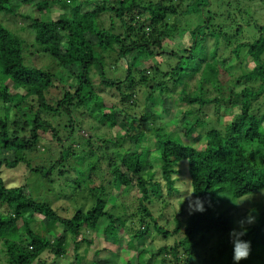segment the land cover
<instances>
[{
  "label": "trees",
  "instance_id": "trees-1",
  "mask_svg": "<svg viewBox=\"0 0 264 264\" xmlns=\"http://www.w3.org/2000/svg\"><path fill=\"white\" fill-rule=\"evenodd\" d=\"M15 2L38 14L25 17L35 43L16 36L0 20V152H7L0 160V254L5 259L0 264H35L45 252L63 257L71 253L70 243L78 255V237L97 231L118 245L127 234L125 251L136 250V264H193L210 235L228 234L233 227L229 214L211 212L213 198L264 190V18L252 10L264 7V0H0V15L15 14ZM56 8L63 12L47 17ZM248 26L258 31L256 36ZM35 45L66 71V84L59 86L54 73L26 61V48ZM108 53L125 64V79L108 76ZM199 74L194 91H188L189 80ZM96 79L120 93L119 103L97 89ZM136 83L147 87L149 100L159 93L162 102L182 86L178 96L188 108L178 124L181 136L159 127L165 119L156 114H128ZM210 106L214 120L205 111ZM88 114L129 131L99 141L97 133L80 135L77 130ZM223 116L232 118L223 123ZM87 125L95 128L91 121ZM42 147L49 159L35 166L33 155ZM181 165L193 197L209 207L193 215L181 212L169 229V221L161 224L151 205L153 197L158 202L180 198ZM22 166L47 189L48 199L34 195L27 175L24 182L10 181L7 172ZM69 169L74 172L69 178L90 187L92 206L69 211L50 202L60 199L53 196L51 175L65 176ZM131 187L140 193L139 205L126 219L113 211L114 189ZM154 232L178 238L151 251ZM242 233L239 239L251 243V253L238 264H264V209ZM233 239L229 235L217 245L216 257L224 264H237Z\"/></svg>",
  "mask_w": 264,
  "mask_h": 264
},
{
  "label": "rangeland",
  "instance_id": "rangeland-1",
  "mask_svg": "<svg viewBox=\"0 0 264 264\" xmlns=\"http://www.w3.org/2000/svg\"><path fill=\"white\" fill-rule=\"evenodd\" d=\"M14 7L16 9L15 14H5L2 13L0 15V20L8 27L12 32L15 33L16 36L22 38L26 42L29 43H35L34 42V32L32 29L29 28V24L31 23L30 19L25 18L28 15H34L38 14V11L32 7V6H25L18 2L14 3ZM252 10L259 13L264 18V7L262 8H255L252 7ZM63 11L58 9L51 10L47 13L48 16H57L58 14L62 13ZM109 15H106L107 23H109ZM248 33H251L253 35H257L258 31L255 28L247 27ZM175 41L169 43V45H173ZM230 56L233 58L232 63L235 65L238 64L239 61H237L236 58H234V53L229 50ZM25 57L26 61L29 64H36L39 66H42V68L49 70L50 72L54 73L57 77L56 82L59 86H62L67 83L68 78L66 71L63 70L57 63L56 60H54L51 56L45 55L42 51L40 46L35 45V47L28 46L25 51ZM105 70L109 77L112 78H120L125 79L127 75L125 64H121L120 61H116L117 55L115 53H108L105 55ZM264 62V55L263 60ZM236 62V63H235ZM145 66V64H143ZM141 65V67H143ZM225 68V67H223ZM229 70V74L232 72V70ZM228 74H225L224 76L221 75L222 78H226ZM136 81L138 82L139 76L135 77ZM201 79V74L197 75L196 78L189 80L190 83L187 85L186 89L190 92L194 91L196 85ZM222 81V80H221ZM95 85L98 90L102 89L101 91L103 95L110 98L109 100L113 102H118L120 100V93L118 92L119 96H117V92L112 91L109 88H105L102 84L100 79L95 80ZM173 89V88H172ZM182 89V86H177L175 89L171 91V96L166 98L165 101L160 100L159 93L154 94L155 100L148 99V93L149 90L147 87L143 86L140 83H136L133 88L130 90L134 91L132 99H130L128 105H134L129 110V115H136L137 117H140L143 113H153L156 114L162 118L165 119L159 126L163 127L164 130L169 131L174 136L178 137L181 136L182 127L178 124H181L183 122V119L181 118L182 113L188 108L187 103L181 101L179 99V91ZM55 91H59L57 88ZM108 94V95H106ZM117 96V97H116ZM3 109L0 108V112H2ZM205 111H207L208 119H216V111L214 110V107H206ZM80 113V112H78ZM112 118L115 116L112 114ZM229 117V118H228ZM232 118V116H223L221 119V122L226 123L228 119ZM117 120V119H116ZM88 121H91L93 124H95V128L93 130H89L88 128ZM121 121V120H120ZM83 126L81 129L77 130V133L80 135H90L93 134L96 136V133L99 136L96 140H100L102 137H109L119 134H125L129 131L128 127L125 126H115L114 128H110L106 124L99 123L98 121L94 120L92 118V115L88 114V117L83 122ZM86 126V127H85ZM95 133V134H94ZM146 133V132H144ZM43 137L49 139L50 134L43 132ZM97 137V136H96ZM143 137V135H141ZM126 138V137H125ZM147 140V138H146ZM144 145H149L151 148H154L153 142H146L142 141ZM129 144V141H125L124 145L127 146ZM112 146V149L114 148V144H110ZM147 154V152H145ZM7 155V152L5 150H1L0 152V160L4 159ZM33 164L39 165L43 164L48 161L49 159V150L45 147H42V150L39 152H36L33 155ZM147 156L152 158L150 154L148 153ZM158 168V165L155 166L154 170ZM182 168V172L179 173L177 176L179 178V181L177 182L178 190H182V195L180 198L175 197L173 200L166 198L162 202H158L156 197H153V205H151V209L153 212L154 217L158 219V221L161 224H165L166 220H168L167 227L169 229H172L174 227L173 223V217L182 215L184 212V216H187L188 213V203L189 201H195L196 198L193 197L190 188L187 185L186 180V173L185 167L183 165L180 166ZM149 170V166L145 168V171ZM69 173L65 176H57L55 173L51 175L52 178V186L56 187V192L54 191V197L60 198L56 199L52 202L56 206L60 207H67L69 211L78 208H88L92 206L94 202V198L92 197L89 188L85 186L84 183L80 182L77 178H69L71 176H74V172L72 170H68ZM27 170H25L22 167L18 169H14L12 171L7 172L8 177L10 178V181L12 183L17 182H24V177L27 175ZM177 175V174H176ZM29 177V186L30 188L35 192L34 195L40 197L41 200L46 198H49V194L47 192V189L42 188L41 182L36 179L33 175H27ZM146 176H148L146 174ZM160 177V171L157 173V178ZM65 178H68L69 181L66 183L63 182ZM111 178V177H109ZM62 183H60V181ZM57 193V194H56ZM139 191L131 187L129 189H114V201L116 203V209L113 211L115 213L122 214L124 218L129 219V214L135 210L137 211V207L139 205ZM65 195H68L67 198H65ZM221 198L214 197L213 201L211 203V212L217 213V212H223L225 214H229L233 220V227L232 230L228 234H212L208 237L207 242L203 244L200 247V256L195 258L193 260V264H224V261L217 256V245L221 242H225L228 240V237L230 233L235 229L237 233L244 232V227L248 224L245 223L243 226L240 225V221L244 220L249 215H252L256 217L257 215L264 209V190L253 193V194H247L241 197L237 198H231V195L229 194H220ZM44 200V201H45ZM204 206L209 207L208 205H205V202L203 201ZM182 212V213H181ZM181 213V214H180ZM182 216V217H184ZM41 219V217H39ZM166 225V224H165ZM124 240L122 245H118L114 243V237L105 236L102 232H90L87 234H82L78 237L79 242V248L77 249V254H75V250L73 248V245L70 243L69 245V251H71L70 254H67L63 257L54 258V254L50 252H45L41 259L36 262L35 264H92L96 260H100L103 262V264H126L127 260H132L133 264H136L137 262V252L135 249L128 250L130 252H126L127 246H126V240L129 237L127 234L124 235ZM175 238H178L177 236H169L168 238L163 237L162 235H159L158 233H153L150 236V239L152 240V245H150L149 249L151 251H155L160 247L161 245H172L175 242ZM90 239L93 240V243L90 242ZM221 243L219 245H221ZM119 247L124 248L123 252L116 253L114 252ZM0 251H1V243H0ZM1 253V252H0ZM55 259V260H54ZM4 256L0 254V262H4ZM234 264V263H233Z\"/></svg>",
  "mask_w": 264,
  "mask_h": 264
},
{
  "label": "clouds",
  "instance_id": "clouds-1",
  "mask_svg": "<svg viewBox=\"0 0 264 264\" xmlns=\"http://www.w3.org/2000/svg\"><path fill=\"white\" fill-rule=\"evenodd\" d=\"M188 213L189 215H193L197 212L203 213L206 211L204 207L203 201L198 197L195 201H189L188 205ZM255 222V217L252 215H249L244 220H241L239 223L241 226H243L245 223L252 224ZM243 235L242 232L237 233L234 229L232 233H230L231 237H234L233 239V260L235 262H238L247 259L250 256L251 253V243L248 241H243L239 239V237Z\"/></svg>",
  "mask_w": 264,
  "mask_h": 264
}]
</instances>
